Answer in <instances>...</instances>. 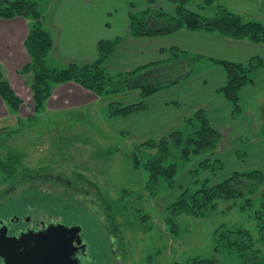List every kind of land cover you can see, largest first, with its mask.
Listing matches in <instances>:
<instances>
[{
    "label": "rangeland",
    "instance_id": "obj_1",
    "mask_svg": "<svg viewBox=\"0 0 264 264\" xmlns=\"http://www.w3.org/2000/svg\"><path fill=\"white\" fill-rule=\"evenodd\" d=\"M34 1L44 16L42 20L44 28L52 32L49 18L52 11L57 8L55 6L59 0ZM121 1L128 5H131L130 2L134 4L137 8L134 12L141 13L148 8L147 0ZM153 6L167 15L161 16L155 11H150L144 15L146 22L153 26L167 25L168 15L175 14L173 1L158 0ZM188 7L199 10L206 16H216L222 9H227L240 15L244 21L257 20L264 23V0H213L212 4L206 3L205 0H189ZM31 19L34 22V19ZM47 59L48 65L52 68L66 67L55 60L51 52ZM172 69L164 71V76L160 79L169 80L183 74L179 67ZM29 76L31 83L33 77L31 72ZM131 78L134 79L132 76ZM24 105L25 109L28 108V113L33 112L31 108L34 101L26 100ZM253 105L258 110L261 134L264 132V98ZM9 108L12 110L10 106ZM109 119L112 118L108 105L102 107L96 104L82 110H70L59 116L49 115L40 110L23 125H15L8 120L4 124L0 122V158H5L10 149L16 148L26 153L22 162L26 170L16 178L27 175L29 171H44L52 177L69 180L75 186L87 187L98 205L109 203L111 208L109 211L105 209L107 216L115 220L121 230V236L123 235L125 245L123 264H172L196 256L216 257L223 264H252L243 262L236 249H230L223 244L218 251L215 250L214 234L222 224L229 229H245L253 237L254 250H259L264 257V227L261 228L264 226L262 206L264 184L256 193H246L245 198L235 201L217 200V207L210 208L205 216L178 214L176 221L179 231L177 234L173 233L166 222V218L171 215L168 206L185 188L195 190L206 178L210 184L217 183L240 168L235 169L231 164L228 168L216 171L199 167L200 162L207 156L206 152L192 154L190 158L185 159L181 156V147L172 143V154L168 161L175 162L178 166L175 185L168 188L166 182L162 181L158 195L152 197L146 188L149 171L136 168L129 158V154L138 149L145 158L154 155L156 149H144L142 146L143 141L152 137L139 138L127 131L122 133L112 131L107 127ZM198 127V124L192 127L182 122L175 127L162 130L153 138L158 140L163 136L169 137L178 130L187 134ZM250 138L248 136L243 139L246 142ZM195 168L201 181L194 182L195 176H192L191 171ZM242 168L244 169L241 170L247 171L254 169L264 171L263 166L245 165ZM3 178L4 176L0 174V180ZM254 179L239 176L231 182L236 188L246 191ZM0 188L1 191L3 187ZM125 189L128 190L127 195L123 193Z\"/></svg>",
    "mask_w": 264,
    "mask_h": 264
},
{
    "label": "crops",
    "instance_id": "obj_2",
    "mask_svg": "<svg viewBox=\"0 0 264 264\" xmlns=\"http://www.w3.org/2000/svg\"><path fill=\"white\" fill-rule=\"evenodd\" d=\"M130 4L121 0H59L49 18L52 32L48 31L54 40L51 54L63 65L67 66L72 61H93L99 56L98 44L101 40L118 39L116 49L105 62L110 72H129L141 67L138 77L146 80H161L164 71L176 67L183 70L182 75L191 73L171 87L146 98V109L131 116L109 119L107 127L115 132L127 131L134 137H153L162 130L185 123L196 109L202 107L222 133L212 158L223 160L225 168L231 164L240 171L245 165L264 167V132H259L258 110L253 105L264 98V68L256 72L253 84L241 90L243 111L233 117L231 102L218 91L226 82V73L222 66L209 59L213 57L247 64L253 57L264 58V42L255 43L248 39L189 29L172 34L134 37L130 33V14L137 8ZM32 24V19L26 16L0 17V64L4 77L24 100L17 112L11 110L0 96V122L3 124L8 120L15 125H23L32 117L33 112L28 113V108H24L26 100L34 101L31 76L30 73L20 72L31 61L25 40ZM173 48L180 50V59L171 57ZM198 54L205 57L192 66L188 58ZM141 100L138 90L100 97L79 83L69 81L53 86L52 94L41 110L59 116L96 104L105 107L112 102L133 104ZM31 109L34 110V105ZM248 136L251 138L245 142L243 138ZM240 150L245 153L244 158H238Z\"/></svg>",
    "mask_w": 264,
    "mask_h": 264
},
{
    "label": "trees",
    "instance_id": "obj_3",
    "mask_svg": "<svg viewBox=\"0 0 264 264\" xmlns=\"http://www.w3.org/2000/svg\"><path fill=\"white\" fill-rule=\"evenodd\" d=\"M158 0H147L148 8L143 12H132L130 14V33L134 37L156 36L172 34L181 29L194 31H206L218 33L223 36L235 39H248L255 43L264 42V23L257 20L244 21L243 18L227 9H222L216 16H206L199 10L188 7L189 0H172L175 4V14L168 15V23L163 26L149 25L145 20V14L155 11L161 16L167 15L166 12L153 8ZM212 4L213 0H205ZM134 6V5H133ZM141 14V15H140ZM16 16H26L34 19L32 27L25 40V46L31 56V61L27 63L20 72L22 74L32 73L30 83L33 92L34 110L32 117L39 112L45 101L51 96L53 86L59 83L75 81L83 87L91 90L97 96H106L128 90H138L142 100L133 104H122L112 102L108 104L111 118L131 116L147 108L146 98L159 93L160 91L171 87L184 77L191 73L187 72L181 77L169 80H146L138 77V67L129 72H110L105 62L116 49L118 39L101 40L98 44L99 56L90 62L72 61L64 68H52L47 63V56L54 46V40L51 33L43 26V14L34 0H0V17L13 18ZM180 50L173 48L171 57L180 59ZM203 55H195L188 58L191 65L203 59ZM187 60V57H184ZM214 63L223 67L226 73L225 84L218 89L232 104L233 117L239 116L243 111L241 104V90L254 83V76L257 71L264 68V58L253 57L247 64L234 62L225 59H215L209 57ZM131 76L134 78L132 80ZM128 77V78H127ZM127 78V79H126ZM0 96L8 105L18 110L24 100L16 93L11 83L4 77L2 66L0 64ZM31 117V118H32ZM186 125L195 127L191 133L183 131H174L169 137H161L156 140L153 137L142 142L144 149H156V153L149 158H145L138 149L129 154L136 168H144L149 171V180L146 188L149 195L155 197L158 195L162 186V181L166 182L168 188H173L178 173V166L175 162L168 161L172 154V143L181 147V156L185 159L190 158L192 154L207 153V156L199 164V167L224 169L226 163L215 156L214 151L221 141L222 133L216 128L209 117L205 108L196 109L193 114L185 121ZM245 155L243 151H238L237 156L241 158ZM26 153L16 148L9 150L5 158H0V174L6 178L17 177L22 171L26 170L22 162ZM196 168L191 171L195 181L200 180ZM216 172H213L215 174ZM239 176H248L255 178L249 188L244 191L236 188L232 180ZM2 181L0 180V183ZM203 182V183H202ZM202 185L195 190L189 187L168 206L171 215L166 218L173 233H178L179 226L176 216L181 213H189L195 216H205L210 208L217 207V200H237L245 198L246 193L254 194L264 184V171L239 170L220 180L217 183H208L207 178L201 181ZM200 183V184H201ZM127 195L128 190H123ZM264 198V192L262 193ZM124 197V196H123ZM121 197V199L123 198ZM104 199V198H102ZM250 201V199H248ZM108 206L111 205L108 203ZM264 206V199L262 202ZM230 208V206H229ZM140 210V209H137ZM264 226L261 228L263 229ZM215 250L218 251L223 244L230 249H236L245 263L264 264V257L259 250H254L253 237L243 228L229 229L224 224L215 231L214 234ZM172 264H223L216 257L196 256L189 258L184 262H174Z\"/></svg>",
    "mask_w": 264,
    "mask_h": 264
},
{
    "label": "flooded vegetation",
    "instance_id": "obj_4",
    "mask_svg": "<svg viewBox=\"0 0 264 264\" xmlns=\"http://www.w3.org/2000/svg\"><path fill=\"white\" fill-rule=\"evenodd\" d=\"M33 171L1 179L0 264H46L63 238L76 264H123V235L107 216L110 206L98 205L85 186Z\"/></svg>",
    "mask_w": 264,
    "mask_h": 264
},
{
    "label": "water",
    "instance_id": "obj_5",
    "mask_svg": "<svg viewBox=\"0 0 264 264\" xmlns=\"http://www.w3.org/2000/svg\"><path fill=\"white\" fill-rule=\"evenodd\" d=\"M55 244L57 245L58 251L48 254L46 264H76V259L72 257L73 249L64 238L58 239Z\"/></svg>",
    "mask_w": 264,
    "mask_h": 264
}]
</instances>
